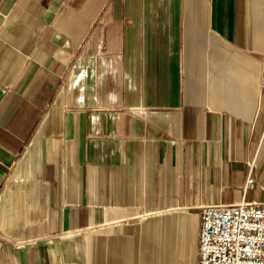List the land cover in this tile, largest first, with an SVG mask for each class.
I'll use <instances>...</instances> for the list:
<instances>
[{
  "label": "crops",
  "instance_id": "0c3cea01",
  "mask_svg": "<svg viewBox=\"0 0 264 264\" xmlns=\"http://www.w3.org/2000/svg\"><path fill=\"white\" fill-rule=\"evenodd\" d=\"M263 56L264 0H0V264H197L264 202Z\"/></svg>",
  "mask_w": 264,
  "mask_h": 264
},
{
  "label": "built area",
  "instance_id": "2783aa9c",
  "mask_svg": "<svg viewBox=\"0 0 264 264\" xmlns=\"http://www.w3.org/2000/svg\"><path fill=\"white\" fill-rule=\"evenodd\" d=\"M260 86L264 88V56ZM246 179L252 185V163ZM197 264H264V202L202 209Z\"/></svg>",
  "mask_w": 264,
  "mask_h": 264
}]
</instances>
